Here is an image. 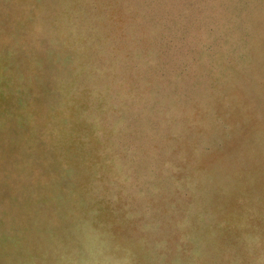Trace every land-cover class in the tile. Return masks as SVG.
Segmentation results:
<instances>
[{
    "label": "rangeland",
    "instance_id": "374dc122",
    "mask_svg": "<svg viewBox=\"0 0 264 264\" xmlns=\"http://www.w3.org/2000/svg\"><path fill=\"white\" fill-rule=\"evenodd\" d=\"M0 264H264V0H0Z\"/></svg>",
    "mask_w": 264,
    "mask_h": 264
}]
</instances>
